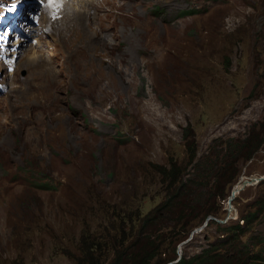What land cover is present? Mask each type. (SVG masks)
Here are the masks:
<instances>
[{
    "label": "rangeland",
    "instance_id": "obj_1",
    "mask_svg": "<svg viewBox=\"0 0 264 264\" xmlns=\"http://www.w3.org/2000/svg\"><path fill=\"white\" fill-rule=\"evenodd\" d=\"M99 3L103 10L67 21L56 12L52 21L62 22L56 26L43 25V0H0V11L7 12L13 4L22 11L14 18L21 35L11 29L0 36V84L5 85L0 92L1 264H69L52 238L34 233L32 225L43 211L41 223L50 232L76 234L78 226L63 216L60 206L73 196L66 189L79 186L83 170L92 169L91 180L117 197L131 186L136 163L164 162L170 148L185 156L180 139L187 124L203 155L217 140L243 136L263 121L264 80L255 70L248 43L227 45L231 65L224 71L216 63L209 77L205 41L212 51L223 46V35L232 34L255 4L264 20V0ZM207 7L213 13L206 17L178 16L182 10ZM262 17L253 24L261 30L255 37L260 69ZM259 178L263 179L256 182ZM238 182L248 183L235 194L228 211L227 199ZM43 184L55 190H42ZM230 193L222 203L224 213L209 216L194 228L179 242L176 259L164 264L187 260L204 249L224 254L234 247L227 240L228 228L237 225L239 216L256 211L259 207L253 206L259 200L264 203V146L243 163ZM158 200H143V212ZM263 239L264 210L242 236L246 248L240 247L258 264H264L259 244Z\"/></svg>",
    "mask_w": 264,
    "mask_h": 264
},
{
    "label": "trees",
    "instance_id": "obj_2",
    "mask_svg": "<svg viewBox=\"0 0 264 264\" xmlns=\"http://www.w3.org/2000/svg\"><path fill=\"white\" fill-rule=\"evenodd\" d=\"M207 9L208 7L202 11L182 10L178 12V16L206 17L213 13ZM258 16L263 15L255 4L251 8V14L244 16V20L240 21L232 34L223 35L225 44L214 51L210 50L209 43L205 41L206 75L211 77L216 63L224 71L229 68L231 58L227 45L232 46V43L237 42L238 46L248 43L253 51L255 70L258 68L259 76L264 80V67L260 69L256 65H261V50H256L255 47V40L260 36L261 30L255 29L256 24L253 26ZM261 19L264 22L263 17ZM213 37H218V33L214 32ZM206 40H209V36ZM211 43H214L213 39ZM216 44L217 41L212 47ZM215 54L219 60L213 57ZM186 71L188 72V67ZM175 75H178L176 70L171 72L174 81ZM262 119V122L254 124L243 136L227 138L224 142L217 140L208 148V153L203 155L198 154L195 133L192 126L187 124L182 128L180 139L185 156L180 157L170 148L165 151V163L150 160L136 163L130 173L131 186L126 193L117 197L109 195L107 190L99 188L91 180L92 169L83 170V176L78 178L79 186L73 190L66 189L67 192L69 189L70 193H74L73 196L60 206L63 216H70L72 224L78 226L76 234L70 236L50 232L49 226L41 223L43 211L33 223L32 229L34 233L37 231L39 234H48L57 250L69 260V264H156L159 261L164 264L173 261L176 259L175 251L179 242L186 239L207 217H216L220 211L224 213L222 203L236 183L241 166L264 146V116ZM76 159L75 157L74 161ZM39 188L55 190V186L48 184L40 185ZM155 198H159L158 204L143 212V200ZM253 207L259 208L239 216L237 225L228 228L230 235L227 240L234 246L228 252L218 254L212 248L204 249L199 255L187 260L179 259L176 264H230L231 260L235 261L233 264H239L237 260L240 257L243 258L240 264H258L254 257L247 252L243 253L240 248H246L247 245L241 240L242 236L264 210V203L259 200ZM25 236L29 237V234L25 233ZM260 243L263 251L264 239ZM162 254L165 255L164 258ZM261 260L264 261L262 258Z\"/></svg>",
    "mask_w": 264,
    "mask_h": 264
},
{
    "label": "bare ground",
    "instance_id": "obj_3",
    "mask_svg": "<svg viewBox=\"0 0 264 264\" xmlns=\"http://www.w3.org/2000/svg\"><path fill=\"white\" fill-rule=\"evenodd\" d=\"M43 2H45V7L43 9V15H42L43 25L45 23L46 24L53 23L54 25L59 26V24H61L62 22H53L51 19V16L54 15L56 12L57 14H63L65 21H67V19L70 20V18L72 19V18H77L81 15H89L95 9H102V10L104 9L103 5L99 3V0H43ZM8 12L11 11H9L8 9V11L5 13ZM14 18L11 19L10 24H8L7 26L5 23L0 24V31H2L4 35H8L11 32V29L18 31L17 34L21 35V31H20L21 28L18 27V24L15 22ZM9 25H11V28L8 30ZM44 29H47V31L49 32L48 28H44ZM34 43L37 44L38 43L37 40H35ZM234 189H236V187H234ZM236 190H238V188ZM236 190L234 192L235 194H238Z\"/></svg>",
    "mask_w": 264,
    "mask_h": 264
},
{
    "label": "water",
    "instance_id": "obj_4",
    "mask_svg": "<svg viewBox=\"0 0 264 264\" xmlns=\"http://www.w3.org/2000/svg\"><path fill=\"white\" fill-rule=\"evenodd\" d=\"M261 179H263V178H259V179H255L256 180V182H259V180H261ZM239 183V182H238ZM246 183H248V182H243V184H241V185H239V184H237L235 187H236V189L238 188V190H236V189H232V191H231V193H230V196L228 197V199H227V201H228V204H229V206H228V211H231V209H232V206H231V202H232V200L235 198V190H236V192H238L239 193V191H241L243 188H244V186L246 185ZM228 217L229 216H227L226 218H225V220L226 219H228ZM218 222H221V221H218Z\"/></svg>",
    "mask_w": 264,
    "mask_h": 264
}]
</instances>
